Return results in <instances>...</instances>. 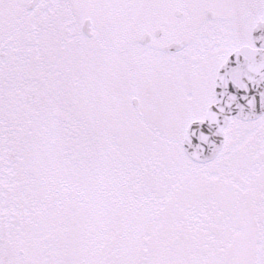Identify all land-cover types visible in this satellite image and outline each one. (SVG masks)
Here are the masks:
<instances>
[{
    "label": "snow or ice",
    "instance_id": "1",
    "mask_svg": "<svg viewBox=\"0 0 264 264\" xmlns=\"http://www.w3.org/2000/svg\"><path fill=\"white\" fill-rule=\"evenodd\" d=\"M0 264H264V0H0Z\"/></svg>",
    "mask_w": 264,
    "mask_h": 264
}]
</instances>
